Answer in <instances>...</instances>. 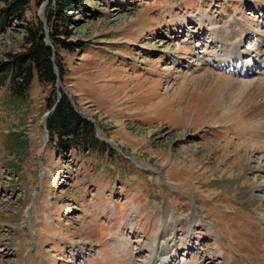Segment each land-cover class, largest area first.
<instances>
[{
	"label": "rangeland",
	"instance_id": "obj_1",
	"mask_svg": "<svg viewBox=\"0 0 264 264\" xmlns=\"http://www.w3.org/2000/svg\"><path fill=\"white\" fill-rule=\"evenodd\" d=\"M83 6L54 94L103 145L57 149L52 88L35 74L20 103L0 82V264H264V0ZM22 24L0 26V68Z\"/></svg>",
	"mask_w": 264,
	"mask_h": 264
},
{
	"label": "trees",
	"instance_id": "obj_2",
	"mask_svg": "<svg viewBox=\"0 0 264 264\" xmlns=\"http://www.w3.org/2000/svg\"><path fill=\"white\" fill-rule=\"evenodd\" d=\"M4 8L0 10V26L5 28L11 22H22L26 49L19 54H8L9 60L0 68V82L4 85L8 81L9 94L14 102L27 100L35 74L41 84L50 86L53 98L47 107L51 114L47 120L50 142H54L57 149L73 151H98L100 145L96 137L94 124L81 116L73 106L72 101L63 93L54 94L58 82L55 64L60 76L63 75L61 58L57 55L53 62L54 51L46 43V32L43 22H26V14L32 0H1ZM38 4L46 0H38ZM86 0H49L47 10V26L50 41L55 49L62 47L73 49L72 44L62 37L71 35L69 27L73 20V13L84 9Z\"/></svg>",
	"mask_w": 264,
	"mask_h": 264
},
{
	"label": "bare ground",
	"instance_id": "obj_3",
	"mask_svg": "<svg viewBox=\"0 0 264 264\" xmlns=\"http://www.w3.org/2000/svg\"><path fill=\"white\" fill-rule=\"evenodd\" d=\"M241 48H242V44H238L237 46H234V49L232 50L231 57H230L231 62L232 61L233 62L238 61V62L242 63L243 56H242ZM223 65H224V63L221 62V64H219V67H222ZM243 73H244V71H243ZM249 74L250 73L247 72V73L242 74L241 76H248ZM247 86H248V84H247Z\"/></svg>",
	"mask_w": 264,
	"mask_h": 264
},
{
	"label": "water",
	"instance_id": "obj_4",
	"mask_svg": "<svg viewBox=\"0 0 264 264\" xmlns=\"http://www.w3.org/2000/svg\"><path fill=\"white\" fill-rule=\"evenodd\" d=\"M43 22H44V24L46 25V23H47V21L44 19L43 20ZM46 43L48 44V46H50L51 48H53V46H52V44H51V42H50V37H49V35H48V33H46ZM76 110H77V108H76ZM78 111V110H77ZM79 112V111H78ZM93 123H94V126H95V128H96V132H98V128L96 127V122L95 121H92Z\"/></svg>",
	"mask_w": 264,
	"mask_h": 264
}]
</instances>
